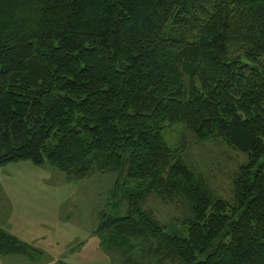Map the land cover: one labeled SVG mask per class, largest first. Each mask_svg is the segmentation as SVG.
Wrapping results in <instances>:
<instances>
[{
    "label": "trees",
    "instance_id": "16d2710c",
    "mask_svg": "<svg viewBox=\"0 0 264 264\" xmlns=\"http://www.w3.org/2000/svg\"><path fill=\"white\" fill-rule=\"evenodd\" d=\"M182 124L248 156L233 203L176 157ZM144 183L94 236L152 238L178 264H264V0H0V167ZM184 198V233L142 205ZM41 253L0 228V256ZM121 264H136L124 258Z\"/></svg>",
    "mask_w": 264,
    "mask_h": 264
},
{
    "label": "rangeland",
    "instance_id": "374dc122",
    "mask_svg": "<svg viewBox=\"0 0 264 264\" xmlns=\"http://www.w3.org/2000/svg\"><path fill=\"white\" fill-rule=\"evenodd\" d=\"M162 136L176 157L203 177L205 185L214 197L233 203L234 181L240 168L249 161L246 154L215 136L205 141L199 140L182 124L167 126L162 131ZM31 167L34 168L23 166L11 172L14 175H26L28 181L21 179L23 181L20 182L15 179L14 184H11L18 189V193L13 196L15 208L17 209V201H20L22 208L17 210L18 215L10 224L14 228L15 224L20 226L26 222L35 223L40 218L44 223V227L40 225L42 233H46L48 227L53 229L52 239L56 244L44 247V250L51 251L54 257H58L60 250L66 249L72 240L79 239L85 241V247L81 253L67 258L68 264H121L125 257L136 264H178L167 258L166 252L160 248L161 243L149 237H124L119 240L118 249L114 246L118 237L112 232L93 236L99 215L107 214L113 217L126 215L129 195L145 190L144 183L129 181L127 168L120 173L98 174L90 180L69 184L64 174L60 172L53 171L51 177V173L44 168ZM1 168L0 175H6V167ZM46 174L49 177L45 178ZM37 177L48 181L37 182ZM3 185L6 186V183ZM73 202L76 210L73 213V220L67 223L62 220V216L64 214L68 217L70 211L67 212V208L71 210L70 204ZM144 202L142 207L153 212L158 223L165 226L169 234L184 233L183 223L190 213V206L184 198L164 200L156 194H151ZM48 208L52 209L47 211ZM0 222L4 226L7 225V221L3 223L4 219L1 217ZM22 232L15 235L17 239H23ZM37 232L36 227V234ZM98 239L104 252L97 248L100 246ZM0 264H6V258L1 257Z\"/></svg>",
    "mask_w": 264,
    "mask_h": 264
},
{
    "label": "crops",
    "instance_id": "0c3cea01",
    "mask_svg": "<svg viewBox=\"0 0 264 264\" xmlns=\"http://www.w3.org/2000/svg\"><path fill=\"white\" fill-rule=\"evenodd\" d=\"M23 166H27L30 168H34L31 166H35L38 168H44L46 171L51 173V175H50L51 177L53 175V171H56L47 163L40 165V166H36L30 161H19V162L10 163V164L4 166V167H6V175H0V211H3V212H0V217L4 219L3 223H6V221H7V225L9 226V228L6 224H5V226H4V224H1L2 222H0V228L2 230H4L6 233H8V234H10L16 238H17V236H15V235H17L20 231H23L22 234L25 237L23 236L22 240L19 238L18 239L20 241H22L23 243H25L26 245H28V246L36 249L37 251H39L42 256H40V258H38L37 260H32L26 256H23V255H6V256H0V258L1 257L6 258V264H9V263H16V264H68L67 258H69L70 256H73L77 253H81L83 251V249L85 247V241L84 240H81V241L79 239L75 240V241L72 240L71 244L66 249L60 250V255L58 257H54L53 255H51V253H52L51 251L44 250L46 247H50V246L56 244V243H53L54 239H52L53 229L48 227L46 233H42V231L40 230V225L42 227H44V223L42 220H40V218L35 223L26 222L20 226L15 224L14 228H12V226L10 224V222L13 219H15V217L18 215L17 210L19 208H22V204L20 203V201L16 202L17 209L15 208V205H14L15 199L13 196L18 193V189L11 184L12 183L14 184L15 179H17L20 182H22L23 180L28 181V180H26V175L25 176L22 174H15L14 175V174H11V172H12V170L22 168ZM0 169H2V168L0 167ZM7 170H8V172H7ZM47 177H49L48 174L45 175V178H47ZM21 179H23V180H21ZM36 181L40 182V183L41 182L46 183L48 180L47 179L40 180V178L37 177ZM4 183H6V186L3 185ZM25 199H27V198H25ZM25 199L23 201V204L25 203ZM70 208H71V210H69V208H67V212L70 211V214H68V217H65L64 214L62 216V220H64L67 223H69L71 220H73V213H74V210H76V205L74 202L70 204ZM31 209H33V207H31ZM51 209L52 208H48L47 211H49ZM99 216H98V219H99L98 225L96 226V229L93 232V236H94V233L97 230L99 223H100V217ZM33 224H35V226H33ZM36 227L38 229L37 234H36ZM28 232L31 234L29 235ZM27 237H29V238H27ZM99 242H100V246H97V248L100 251V249H102V248H101V241L99 240ZM67 243H68V241H67ZM69 247H71V248L68 249ZM102 251L104 252L103 249H102ZM11 257H14L15 259L10 260Z\"/></svg>",
    "mask_w": 264,
    "mask_h": 264
}]
</instances>
